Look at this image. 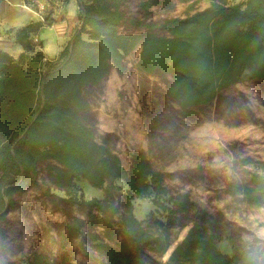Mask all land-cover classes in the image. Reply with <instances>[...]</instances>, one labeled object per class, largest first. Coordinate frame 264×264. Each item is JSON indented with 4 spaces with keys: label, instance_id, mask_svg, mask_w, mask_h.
Instances as JSON below:
<instances>
[{
    "label": "trees",
    "instance_id": "16d2710c",
    "mask_svg": "<svg viewBox=\"0 0 264 264\" xmlns=\"http://www.w3.org/2000/svg\"><path fill=\"white\" fill-rule=\"evenodd\" d=\"M75 1L79 29L53 60L46 58L37 38L42 27L53 25L52 15L5 30L0 23V36L22 50L14 58L0 49V222L15 207V195L34 183L39 164L52 161L56 165L47 166L50 182L66 194L65 201L87 210L90 227L103 223L112 190L119 189L114 180L126 185L120 223L108 219L104 224L109 238L119 234L124 240L118 248L98 244L108 264H143L139 255L161 264L147 250L166 254L176 215L185 212L192 213L193 223L164 264H256L238 252L229 255L218 249L206 226L207 212L186 194H170L163 186L164 173L144 154L134 153L125 170L118 157L96 141L84 119L89 104L83 90L98 84L111 64L121 67L138 44L139 67L169 75L167 93L182 108L205 105L239 81L264 80V0H208L204 10L164 20L168 36L121 33V24L132 22L120 9L122 0ZM147 5L140 4L144 11ZM82 181L103 190L104 197L85 199ZM232 189L249 205H264V173H253L249 184ZM138 199L151 202L147 219H153L159 232L152 233L136 218L133 201ZM70 229L71 234L78 232Z\"/></svg>",
    "mask_w": 264,
    "mask_h": 264
},
{
    "label": "rangeland",
    "instance_id": "374dc122",
    "mask_svg": "<svg viewBox=\"0 0 264 264\" xmlns=\"http://www.w3.org/2000/svg\"><path fill=\"white\" fill-rule=\"evenodd\" d=\"M66 1L7 0L0 5V20L11 3L17 4V10H24L19 15L27 12L16 19V25H24L30 15L40 21L50 15L63 16ZM168 1L122 0L120 9L132 22H123L119 31L126 35L150 31L156 36H168L164 20L185 18L210 5L208 0ZM141 2H147L146 11ZM76 17L75 32L80 25L78 14ZM2 27L8 28L1 24ZM57 33L51 26L39 32L48 59L57 55L64 42ZM5 40L9 39L0 36V49L16 56L13 46ZM140 52L138 44L125 56L121 67L111 64L98 84L84 88L89 104L84 114L86 124L96 141L106 145L125 170L133 163L132 155L142 153L155 170L164 173L163 186L170 194H186L204 209L206 226L215 236L218 249L229 251V255L238 252L256 264H264V205H249L239 191L232 189L233 185L249 184L253 173H264V80L239 81L205 105L182 108L167 93L169 75L139 67ZM51 165L56 163L39 164L34 183L15 195V207L0 222V264H108L98 244L103 241L118 248L124 240L119 234L109 238L104 224L108 219L120 223L126 185L120 179L114 180L119 189L112 190L103 223L90 227L86 225L87 210L65 201L66 194L50 182L47 166ZM79 186L85 199L104 197L103 190L91 187L87 181ZM133 208L146 229L159 232L153 219H147L153 210L149 200H134ZM192 223V213L176 215L166 254L151 250L147 254L164 264ZM70 228L78 232L71 234ZM139 257L143 264H153L147 256Z\"/></svg>",
    "mask_w": 264,
    "mask_h": 264
},
{
    "label": "crops",
    "instance_id": "0c3cea01",
    "mask_svg": "<svg viewBox=\"0 0 264 264\" xmlns=\"http://www.w3.org/2000/svg\"><path fill=\"white\" fill-rule=\"evenodd\" d=\"M7 1V0H5ZM2 2V3H5ZM2 3L0 5H2ZM17 4H9L7 5V9H8V12L6 14H4L5 16L0 20V23L3 24L4 28H14V27H20L22 25H16L17 21L16 19L23 15V14H26L27 12L25 13H22L19 15V12L20 11H24V10H17ZM65 9L63 10V16L62 15H57V16H52L53 20H54V23L53 25L51 26L52 28H56L57 31L59 33H57V36L59 38H62V40L64 41L62 44L59 45V50H58V53L56 56H54L52 59L50 60H53V59H56L58 58L59 54L61 53V51L63 50V48L68 44V42L70 41L71 37L73 36V34L75 33V30H76V26L78 25V20L76 19L77 17V14H78V8L76 6V2L75 0H67L66 1V5L64 7ZM6 9V10H7ZM30 19L28 22L30 21H37L38 19L36 18H33L32 15H30ZM4 21H5V24H4ZM56 21V22H55ZM26 22V23H28ZM25 23V24H26ZM44 27H42L43 29ZM3 29V27H2ZM40 32V31H39ZM39 35V34H38ZM37 38L39 39V36H37ZM40 40V39H39ZM8 45L11 47L13 46V49H15V51L17 52V55L16 56H13L14 58H17L19 56V54L21 53V48L18 47V46H15L13 45L12 42H10V40H5ZM43 46H42V50H43ZM4 51H7L9 52L8 50H4ZM221 250H223L221 248ZM224 253L226 254H229V251H223Z\"/></svg>",
    "mask_w": 264,
    "mask_h": 264
},
{
    "label": "built area",
    "instance_id": "2783aa9c",
    "mask_svg": "<svg viewBox=\"0 0 264 264\" xmlns=\"http://www.w3.org/2000/svg\"><path fill=\"white\" fill-rule=\"evenodd\" d=\"M35 41H37V39H35Z\"/></svg>",
    "mask_w": 264,
    "mask_h": 264
}]
</instances>
